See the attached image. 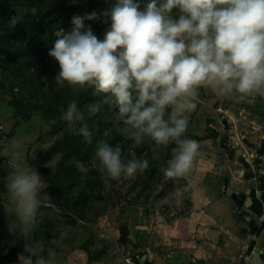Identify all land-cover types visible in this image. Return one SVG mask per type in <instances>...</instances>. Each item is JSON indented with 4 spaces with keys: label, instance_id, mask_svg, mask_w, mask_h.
Returning a JSON list of instances; mask_svg holds the SVG:
<instances>
[{
    "label": "clouds",
    "instance_id": "1",
    "mask_svg": "<svg viewBox=\"0 0 264 264\" xmlns=\"http://www.w3.org/2000/svg\"><path fill=\"white\" fill-rule=\"evenodd\" d=\"M75 3L76 0H70ZM107 7L75 14L71 27L59 26L48 55L59 65L54 81L72 92L99 99L78 106L73 100L62 119L88 143V120L102 109L114 113L116 132L131 141L127 153L105 140L96 143L94 159L105 180L134 179L149 168L135 149L149 144L153 160L170 148L162 169L169 180L185 177L200 155L198 141L187 137L190 114L200 90L251 103L264 98V0H105ZM33 7L31 12L35 14ZM110 21L103 39L86 21ZM19 21L14 17L12 22ZM78 126V127H77ZM14 139L0 152V186L24 237L19 264H61L60 254L42 239H32L48 185L37 167L21 162ZM56 163L52 158L44 167ZM87 172L82 161H70ZM5 170H7L6 174ZM188 191V187L183 189ZM59 211V209H56Z\"/></svg>",
    "mask_w": 264,
    "mask_h": 264
},
{
    "label": "rangeland",
    "instance_id": "2",
    "mask_svg": "<svg viewBox=\"0 0 264 264\" xmlns=\"http://www.w3.org/2000/svg\"><path fill=\"white\" fill-rule=\"evenodd\" d=\"M76 1L90 12L99 13L107 7L105 0ZM18 4V0H0V120L9 129L7 147L14 139L19 140L22 143L19 160L37 167L48 185L41 193L42 205L31 232L32 239H42L55 249L61 264H124L122 245L128 240V225L142 223L139 220L146 215L161 217L172 225L170 236H184L187 216L192 210V188L184 192L187 187L184 181L164 177L162 169L167 166L170 148L161 152L159 160H153L149 144L138 146L137 154L149 159V168L144 174L119 181L102 178L94 159L96 143L105 140L113 146L119 145L123 151H127L129 144L117 134L116 127L102 126L100 117L87 121L93 133L91 144L77 132L69 131L62 116L68 105L85 92L74 93L67 85L64 88L56 85L54 78L59 66L49 55L39 56L38 30H34L40 21L37 17H42L41 23L49 28L47 22L54 11L39 5V11L31 17L35 21L29 31L25 10L14 11ZM14 17L19 19L15 24ZM89 24L95 35L103 39L110 21H89ZM53 44L50 43L48 52ZM81 99L80 107L89 102L88 97L81 96ZM227 103L223 100L212 107L216 114L213 118L207 117V135L220 137L222 158L228 160L235 156L247 162L250 156L238 152L245 149L240 142L233 141L231 131H235V116L248 113L243 107H231ZM195 111L190 114V122ZM106 113L114 120V113L107 108L100 115ZM205 113H202L204 117L207 110ZM94 121L97 130H93ZM243 126L236 127L239 136L245 134ZM192 129L190 123L188 138L193 136ZM240 140L244 142L241 137ZM52 158H56V163L50 168L44 167ZM73 159L82 161L87 172L77 170L70 163ZM13 224L15 217L7 197L0 191V264H19L17 254L23 251L25 241L18 226L10 231Z\"/></svg>",
    "mask_w": 264,
    "mask_h": 264
},
{
    "label": "crops",
    "instance_id": "3",
    "mask_svg": "<svg viewBox=\"0 0 264 264\" xmlns=\"http://www.w3.org/2000/svg\"><path fill=\"white\" fill-rule=\"evenodd\" d=\"M223 100L248 113L235 116L236 136L230 130L245 149L238 152L250 156L247 162L233 156L227 163L219 154L220 137L207 135V117ZM199 101L190 139L198 141L200 155L183 177L192 187L184 236H170L172 225L146 215L128 225V242L144 249V264H264V98L234 101L202 88ZM242 126L246 131L239 136L236 127Z\"/></svg>",
    "mask_w": 264,
    "mask_h": 264
},
{
    "label": "trees",
    "instance_id": "4",
    "mask_svg": "<svg viewBox=\"0 0 264 264\" xmlns=\"http://www.w3.org/2000/svg\"><path fill=\"white\" fill-rule=\"evenodd\" d=\"M19 4H18V8L14 9V11L17 10H25L26 13V17L29 21V27H27V30L31 31V25H33V21H35V19H32L31 17H33V13L31 12V9L33 7H35L37 9V11H39V5H42L43 9H48L49 12L51 10H53L54 12H51V19L47 22L50 23L49 24V28L45 27V25L42 22V17H37L36 19L40 20L37 21V23L35 24V28L34 30H38L37 31V36L39 37V43H38V49H39V56L42 55H48V49H49V45L50 43H54V32L56 30V27H64L65 30L70 29L71 27V18L73 15L75 14H79V15H84L85 13H90V11H86L83 6L78 3V1H76L75 3H71L70 0H18ZM45 11V10H44ZM49 14V13H48ZM86 24H89V21H86ZM23 31H25V29H23ZM95 34V33H94ZM17 38H14V40ZM59 66V65H58ZM81 96H83V98L88 97L89 102L97 99L96 97H93L91 90H89L88 92L83 93ZM81 96L78 97V102H82L83 100L81 99ZM101 120V125H111L113 127H116V125L114 124V120H110L109 119V115L108 113H106L105 116L100 115V113L96 116V118ZM101 126V127H102ZM99 129L94 121L93 124V130H97ZM124 142L128 145L131 144V141H125ZM148 144V143H145ZM143 144V145H145ZM169 149V148H168ZM124 152H127L126 150H124ZM171 158V152L170 154L168 153V159ZM151 175H153V172L151 173ZM178 182L180 181H184L185 184L187 185V187L190 188L191 191V185L184 179V178H180L179 180H177ZM172 231H170V235H171ZM122 234H125V230L123 231L122 229ZM173 235V234H172Z\"/></svg>",
    "mask_w": 264,
    "mask_h": 264
},
{
    "label": "built area",
    "instance_id": "5",
    "mask_svg": "<svg viewBox=\"0 0 264 264\" xmlns=\"http://www.w3.org/2000/svg\"><path fill=\"white\" fill-rule=\"evenodd\" d=\"M10 140L9 129L6 124L0 120V152H3ZM7 158L0 159V163ZM7 170H5L6 174ZM131 242V241H130ZM128 242V240L122 245L123 263L124 264H144L145 251L136 242Z\"/></svg>",
    "mask_w": 264,
    "mask_h": 264
}]
</instances>
